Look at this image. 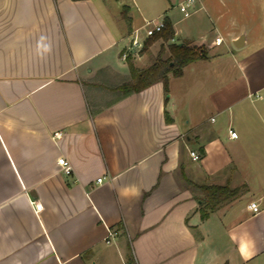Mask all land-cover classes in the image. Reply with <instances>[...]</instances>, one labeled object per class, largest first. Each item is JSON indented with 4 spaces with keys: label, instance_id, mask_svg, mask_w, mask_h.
I'll return each instance as SVG.
<instances>
[{
    "label": "crops",
    "instance_id": "1",
    "mask_svg": "<svg viewBox=\"0 0 264 264\" xmlns=\"http://www.w3.org/2000/svg\"><path fill=\"white\" fill-rule=\"evenodd\" d=\"M151 1L0 0V264H264V0ZM166 17L210 57L124 95ZM188 180L240 191L202 218Z\"/></svg>",
    "mask_w": 264,
    "mask_h": 264
},
{
    "label": "trees",
    "instance_id": "2",
    "mask_svg": "<svg viewBox=\"0 0 264 264\" xmlns=\"http://www.w3.org/2000/svg\"><path fill=\"white\" fill-rule=\"evenodd\" d=\"M123 14L128 24H130L131 18L128 15L127 6L124 7ZM165 24L166 26L161 31L155 32L145 40L143 50H147L157 40L162 39L164 41L156 60L150 66L141 69L135 65L130 55L126 57L132 77L129 81L119 86L124 95L139 92L158 81H162L165 90L168 91L169 73L180 76L183 74L186 65L196 60L210 57L209 47L204 43L185 41L166 44L165 42L174 37L175 29L167 17L165 18ZM188 184L201 193L199 198L202 218H207L211 211L233 199L240 191L239 188H231L229 185L197 184L191 180H188Z\"/></svg>",
    "mask_w": 264,
    "mask_h": 264
},
{
    "label": "built area",
    "instance_id": "3",
    "mask_svg": "<svg viewBox=\"0 0 264 264\" xmlns=\"http://www.w3.org/2000/svg\"><path fill=\"white\" fill-rule=\"evenodd\" d=\"M199 1L200 0H182L179 3L180 10L183 12V14L185 16H189L192 12H194L195 7ZM165 26H166L165 19L148 21L147 22V36H150L157 31H161ZM222 42H223V38L220 36L215 39L216 44H221ZM140 44H141V41L138 38V33L135 32L134 37L131 41V46L135 47V46H138ZM127 56H128V53L124 52L123 58L126 59ZM252 95L256 96V97H261V94H259V93L250 94V96H252ZM231 134H232V136H237L236 131H232ZM56 135H60V132H57ZM191 154H192L193 158H195V159L200 158V154L197 153L196 151H192ZM58 162H59L61 168L64 171H66L67 173L72 171V165H71L70 161L65 156L59 157ZM98 180L101 181L102 178H98ZM249 208L255 212L260 210L259 204L255 201H252L249 203Z\"/></svg>",
    "mask_w": 264,
    "mask_h": 264
},
{
    "label": "rangeland",
    "instance_id": "4",
    "mask_svg": "<svg viewBox=\"0 0 264 264\" xmlns=\"http://www.w3.org/2000/svg\"><path fill=\"white\" fill-rule=\"evenodd\" d=\"M128 1V3L132 6V8L133 9H135L136 7L134 6V4H133V0H127ZM174 1V4L175 3H177V2H179L180 0H173ZM210 1H214V0H209V2ZM169 3V0H167L166 1V3ZM137 3L139 4V6L140 7H142L143 5L145 6V5H148V4H150V6L151 5H153V2L151 1V0H145V1H142V0H137ZM203 3L205 4L206 3V0H203ZM135 7V8H134ZM180 8V7H179ZM137 9V8H136ZM180 10V9H179ZM180 12H182L181 10H180ZM182 14H183V12H182ZM157 19H160V18H157ZM131 40H132V37H130V34H128L127 36H126V38H125V42L127 43V44H129L130 42H131ZM229 45L231 46H233V43H229ZM235 50H239V49H237V48H234ZM220 50H224L225 51V53L224 54H227V55H230V57H232L231 56V52L230 51H228V49L226 48V44H224L223 46H221L220 47ZM150 55V54H149Z\"/></svg>",
    "mask_w": 264,
    "mask_h": 264
},
{
    "label": "water",
    "instance_id": "5",
    "mask_svg": "<svg viewBox=\"0 0 264 264\" xmlns=\"http://www.w3.org/2000/svg\"><path fill=\"white\" fill-rule=\"evenodd\" d=\"M244 41H245L244 35H241L237 39H235L233 43L236 47H241L244 44Z\"/></svg>",
    "mask_w": 264,
    "mask_h": 264
}]
</instances>
